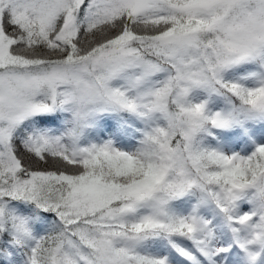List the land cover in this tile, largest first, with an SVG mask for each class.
<instances>
[{"label": "snow or ice", "instance_id": "snow-or-ice-1", "mask_svg": "<svg viewBox=\"0 0 264 264\" xmlns=\"http://www.w3.org/2000/svg\"><path fill=\"white\" fill-rule=\"evenodd\" d=\"M264 0H0V264H264Z\"/></svg>", "mask_w": 264, "mask_h": 264}, {"label": "trees", "instance_id": "trees-1", "mask_svg": "<svg viewBox=\"0 0 264 264\" xmlns=\"http://www.w3.org/2000/svg\"><path fill=\"white\" fill-rule=\"evenodd\" d=\"M263 130H264V129H260V128H258V130H257V135H259Z\"/></svg>", "mask_w": 264, "mask_h": 264}, {"label": "rangeland", "instance_id": "rangeland-1", "mask_svg": "<svg viewBox=\"0 0 264 264\" xmlns=\"http://www.w3.org/2000/svg\"><path fill=\"white\" fill-rule=\"evenodd\" d=\"M260 135H261V134H260ZM260 135H259V136H260Z\"/></svg>", "mask_w": 264, "mask_h": 264}]
</instances>
